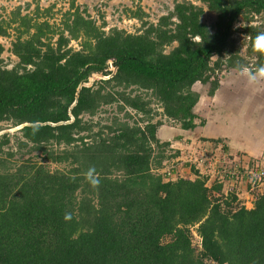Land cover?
<instances>
[{
  "label": "trees",
  "instance_id": "obj_1",
  "mask_svg": "<svg viewBox=\"0 0 264 264\" xmlns=\"http://www.w3.org/2000/svg\"><path fill=\"white\" fill-rule=\"evenodd\" d=\"M132 1L135 33L106 31L76 0L59 26L53 8L0 22V37L16 33L0 44V123L23 126L0 137V264H264V193L248 209L226 172L166 171L184 153L158 137L204 126L197 85L213 98L223 75L264 76V0H174L156 23ZM109 62L116 74L86 87ZM23 149L42 162L18 165Z\"/></svg>",
  "mask_w": 264,
  "mask_h": 264
},
{
  "label": "rangeland",
  "instance_id": "obj_2",
  "mask_svg": "<svg viewBox=\"0 0 264 264\" xmlns=\"http://www.w3.org/2000/svg\"><path fill=\"white\" fill-rule=\"evenodd\" d=\"M193 2H196V3L198 2V5H200V0H193ZM70 4H71V0H0V22L10 21L11 14L13 12H15V10L18 7H22L24 9L23 10L24 15L29 14L30 16H32L36 13L37 8L40 9L41 14H44V11L49 9V8H53L52 14L49 17L46 16L44 18H48V20L50 21L51 24L59 26L61 21L63 20V15L66 12H68L69 9L71 8ZM28 6H29V8H27ZM76 6H78V7L80 6L82 8H88V12L91 16H93L95 18H97V17L99 18V23L102 22V19L104 17V21L107 22V26H108V24H110V26L116 25V26L122 28L123 30H126V31L128 30L129 33L137 32V29L140 28V26H141L140 23L138 25H136V24H126L125 25L124 23H122L123 19L127 20V21L133 20L130 18V15H131L132 10H136V4L132 0H76ZM140 6L144 10V12L146 14H148V16L150 17L148 20L150 22L156 23L159 17L164 16L167 13V8H170V6H172V0H143L142 3L140 4ZM215 18H216L215 14L207 13L204 19L207 22V24L212 25L213 22L215 21ZM41 20H43V19H41ZM10 34H11L10 38L0 37V44H2L5 47V49H7V50L10 48L11 42L13 40H15V37H16V33L13 29H12V31H10ZM79 49H80V47L77 48L76 50H79ZM3 59L5 60V64L8 65L10 68L15 66L16 63L18 62V59L15 56L11 55L9 51H6L4 53ZM233 74L223 75V78L221 81V86L222 85L224 86L225 92L229 88V85L227 86L228 83H225V81L228 78L230 81V78L233 76ZM241 75H243V74H241ZM244 75H245V73H244ZM263 79H264V77H263ZM101 80H108V79H103V76L101 74H96L90 78L89 82L86 83L85 86L86 87H92L97 82H100ZM223 82L225 83V85ZM195 89L197 92L201 93L202 97H204V100L208 102V104L205 105L206 109H204V108L202 109L201 108L202 104H200V103H199L200 105L196 108V112L199 113L203 118H205L208 115V113L210 112L209 110L211 109V105H212V101L209 103V100L207 99V92L209 89L204 88L202 85H197L195 87ZM233 90H236V88H233ZM219 95L221 96V89H220ZM229 99H230V102L228 100V97H226V101H227L226 103L228 105H229V103L231 104L232 98H229ZM221 104H222V102L215 103V105H216L215 108H218ZM228 109L229 108H226L225 111H227ZM234 114H235V112H234ZM102 117L107 118V117H109V115L104 114V115H102ZM228 117L230 118V116H228ZM233 117L237 118L235 123H237L241 119L240 115H238V114L231 115V118H233ZM238 117H239V119H238ZM261 120H262L261 123H263L264 122V114L263 113H261ZM95 121L97 122L98 119L95 118ZM258 125L260 127V124H258ZM22 128H23V126L13 128L9 124L0 123V137L7 134L12 138V141L14 142L16 140V136L19 135V131ZM262 134L264 135V131L262 132ZM161 135H162V133H161ZM166 136H167L166 132H165V134L163 133V135H162L163 139L164 138L168 139V137H171V136H167V137ZM167 139H165V140H167ZM210 142L212 144H209L208 148L203 146L205 144V142L201 143V140L200 141L196 140V141H194V144L191 143V144L186 145L185 147H183V146L179 147L180 149L188 148V150L184 149L183 153L185 152V154L182 156V158L179 161L177 160L176 163L174 162L171 165L169 163H168L169 165L166 163L165 170L171 171L172 168L174 166H176L174 164H178V166H176V167L179 168V170H180V176H186L190 171L186 172V174H185L184 169H186V168L182 165L185 162H190L193 160V161L198 162L197 164H199L198 166L201 168L202 172L207 173L214 180L216 177V173H217L216 160L218 159V161H221L222 159L226 160L227 158L225 157V155H223V153H221V151L219 152V148H220L219 142H217V141H210ZM199 143H201V144H199ZM201 148H203V151H200ZM217 152H219V153H217ZM209 154L211 155V158H210ZM216 154H217V157L215 156ZM212 156L214 157V159L212 158ZM243 157H245V156L238 155V153H237V156H234V160L235 159L237 160V161H235V162H237L236 164L248 161L246 158H243ZM261 159H264V155L257 160H261ZM28 160H32L34 163L42 162L41 153L36 151V152L31 153V154H28V150L23 149L17 154L14 161L18 162V165H21ZM242 160H245V161H242ZM206 162H208V163H206ZM49 167L51 170H54L57 168L55 165H49ZM223 172L225 173V170ZM237 180H238L239 184L244 185L245 187L248 186V184L245 180H241V179L240 180L237 179ZM227 188H228V186L226 187V189ZM247 192L250 193V190L247 189ZM251 193H250V195H251ZM262 193H264V190L259 191V194H262ZM255 199H257L256 196H255V198H253V200H255ZM241 200H242V203L245 202L246 208H248V209L253 208V205H254L253 202L254 201L253 200L251 201L249 195H248V198L244 197V199H241ZM194 235H195V237H194L195 241H194L193 245H194L195 249L197 250V252H199L202 249V245L200 242L201 239L198 236L196 231L194 232ZM167 241H168V239H167ZM209 264H216V263L211 262Z\"/></svg>",
  "mask_w": 264,
  "mask_h": 264
},
{
  "label": "crops",
  "instance_id": "obj_3",
  "mask_svg": "<svg viewBox=\"0 0 264 264\" xmlns=\"http://www.w3.org/2000/svg\"><path fill=\"white\" fill-rule=\"evenodd\" d=\"M263 77V75L253 76L249 71L241 73L235 72L230 78V81L229 78L225 81V83H228L227 86L229 85L226 92L222 85L220 87L221 96L219 95L220 89L214 98L207 96L209 103L212 101L208 115L203 118L196 112V114L205 120L204 126L197 128L194 132H184L175 127L164 126L158 133V137L161 141L172 142V149L179 150L182 153L184 149L188 150V148H182V150L179 147H185L191 143L194 144L196 140H201V143L205 142L204 147L206 148H208L209 144H212L210 141L219 142V152L221 151L227 159L224 160L221 158V161H218V159L216 160L217 170H221L222 172L225 170L228 176L226 177L225 186H228L229 191L235 190L240 200L244 199V197L248 198L249 195L252 201L253 195L247 192V189H249L248 187L239 184L238 180L229 176L228 173L236 167L237 162L235 161L237 160H234V156H237V153L238 155L245 156L243 158L247 160H257L264 155V135L262 134L264 131V122L261 123V113L264 114ZM233 88H236V90H233ZM226 97H228L229 102V98H232L231 104L229 103L228 105L226 103ZM218 102H222V104L218 108H215V103ZM200 104H202V109H206L205 105H207L208 102L204 100V97H201ZM200 104H198V106ZM226 108L229 109L225 111ZM234 112L240 115L241 118L237 123H235L236 117L231 118V115H235ZM227 115L230 116V118ZM258 124H260V127ZM165 132L167 136L171 137L163 139L162 135L163 133L165 134ZM209 156L211 158L210 154ZM215 156L217 157V154ZM212 158L214 159L213 156ZM180 159H178V161ZM182 166H184V164ZM186 172L188 171L184 169L185 174Z\"/></svg>",
  "mask_w": 264,
  "mask_h": 264
},
{
  "label": "built area",
  "instance_id": "obj_4",
  "mask_svg": "<svg viewBox=\"0 0 264 264\" xmlns=\"http://www.w3.org/2000/svg\"><path fill=\"white\" fill-rule=\"evenodd\" d=\"M173 1L172 0V6H170V8L173 7ZM191 3H193L194 5H198V2H193V0H187ZM98 18V17H97ZM122 23L126 24H136L138 25L139 22L138 20H124L122 21ZM119 28L122 29L116 25L110 26V24H108V26L105 28V30L109 31L112 28ZM128 31V30H127ZM129 32V31H128ZM79 45L76 42H72L71 47H74V49L79 48ZM107 72L110 74L108 77H104L103 75V79H110L112 78L116 72H117V66L114 64V62H109L108 63V69ZM264 165V163H263ZM229 176H231L232 178L236 179H242L245 180L248 184V187L250 189V191L253 193H259L260 190H264V169H260L259 171H257L254 168H243L242 165L240 164H236V167L233 168L229 173ZM254 198V196H253ZM254 201V200H253ZM245 207L246 204L244 203Z\"/></svg>",
  "mask_w": 264,
  "mask_h": 264
},
{
  "label": "clouds",
  "instance_id": "obj_5",
  "mask_svg": "<svg viewBox=\"0 0 264 264\" xmlns=\"http://www.w3.org/2000/svg\"><path fill=\"white\" fill-rule=\"evenodd\" d=\"M93 172H94V169H90V170H89V173H90V174L93 173ZM92 183H93V186H96V183H97V182H96L95 180H93Z\"/></svg>",
  "mask_w": 264,
  "mask_h": 264
}]
</instances>
